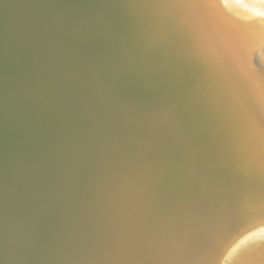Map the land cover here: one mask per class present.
<instances>
[{
	"label": "water",
	"instance_id": "water-1",
	"mask_svg": "<svg viewBox=\"0 0 264 264\" xmlns=\"http://www.w3.org/2000/svg\"><path fill=\"white\" fill-rule=\"evenodd\" d=\"M261 21L0 0V264H264Z\"/></svg>",
	"mask_w": 264,
	"mask_h": 264
},
{
	"label": "bare ground",
	"instance_id": "bare-ground-1",
	"mask_svg": "<svg viewBox=\"0 0 264 264\" xmlns=\"http://www.w3.org/2000/svg\"><path fill=\"white\" fill-rule=\"evenodd\" d=\"M224 1L228 2L229 0H224ZM233 1L238 3L239 5L243 4L244 7H251V11H253V13H255V14H258V13L264 11V4L259 3V0H244L242 2H239L238 0H233ZM237 14H239V13H237ZM241 16H243V18H246V19H249V20H252V18H253L252 15H248V14L241 15ZM261 22L262 23H255V22L246 23V25H248V26H252L253 25V27L259 26L260 27L259 29L261 31L258 32V35H259V38L263 41L264 40V21H261Z\"/></svg>",
	"mask_w": 264,
	"mask_h": 264
},
{
	"label": "snow or ice",
	"instance_id": "snow-or-ice-1",
	"mask_svg": "<svg viewBox=\"0 0 264 264\" xmlns=\"http://www.w3.org/2000/svg\"><path fill=\"white\" fill-rule=\"evenodd\" d=\"M259 3L264 4V0H259ZM259 15L264 16V11L260 12ZM261 155L264 156V146H262ZM261 167L264 169V161H262Z\"/></svg>",
	"mask_w": 264,
	"mask_h": 264
}]
</instances>
